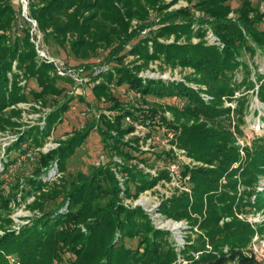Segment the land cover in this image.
Instances as JSON below:
<instances>
[{
    "label": "trees",
    "instance_id": "trees-1",
    "mask_svg": "<svg viewBox=\"0 0 264 264\" xmlns=\"http://www.w3.org/2000/svg\"><path fill=\"white\" fill-rule=\"evenodd\" d=\"M180 1L29 0V17L44 33L45 43L65 49L81 61L69 66L101 80L92 93L98 103L110 104L112 115L97 107L100 112L83 129L38 153L31 176L16 175L9 192L0 190V230L5 232L0 236V264H264L250 255L254 239H264V223L241 218L247 207L264 212V188L251 190L264 180V146L242 147L240 127H231L247 110L246 92L258 88L264 102V76L256 70L253 81L254 69L244 60L246 54L264 55V11L254 0H183L187 7L172 9ZM22 15V5L16 9L11 0H0V132L18 135L5 149L3 185L12 182L10 176L3 178L11 166L30 150L44 147L75 99V82L57 76L52 64L40 60L31 24ZM209 32L213 44L207 40ZM103 52L100 64L89 62ZM128 57L134 60L127 62ZM156 62L193 73L185 82L141 76ZM240 72L244 77L239 82ZM32 80L39 88L30 92L33 102L40 109L54 103L35 126L22 122L26 111L19 107L29 103L26 89ZM123 86L139 96L135 103L116 98L113 87ZM58 98L65 101L55 102ZM148 98L180 104L156 106ZM234 102L235 108L228 106ZM138 122L166 129L177 150L202 164H179L190 192L164 197L157 210L167 220L187 222L182 247L172 231L156 226L144 207L125 202L138 200L163 181L172 182L168 166L178 162L172 149L158 155L154 164L143 158L144 168L132 164L150 153L141 146L150 136L127 139ZM95 130L107 161L90 174L66 176L69 160ZM14 152L20 158L12 160ZM159 159L165 168L156 175L146 173ZM54 170L63 176L51 179ZM238 178L246 187L240 196L231 192L238 191ZM28 196L34 199L29 209L38 215L14 231L13 203L20 206ZM134 240L138 246L128 247L126 242Z\"/></svg>",
    "mask_w": 264,
    "mask_h": 264
},
{
    "label": "rangeland",
    "instance_id": "rangeland-1",
    "mask_svg": "<svg viewBox=\"0 0 264 264\" xmlns=\"http://www.w3.org/2000/svg\"><path fill=\"white\" fill-rule=\"evenodd\" d=\"M13 5H15L16 9H19V7L22 5L23 7V14L26 10L28 12V18L24 17L22 15L21 19L27 20L31 24V34L33 36V40L36 44H38V47L41 51H45V53L54 59L60 61L64 64H81V61L75 60L73 55L66 51L65 49H62L60 47H50L48 46L44 41V33L42 30H40L39 26L37 25V22L30 18V4L29 0L27 1V4L25 5L23 3V0H11ZM173 0H166V2L171 3ZM255 7L259 6L262 11H264V2L261 0H254ZM188 4L185 1H180L177 5H175L172 9H179L182 7H187ZM232 6L234 8H238V3L233 2ZM264 28V26H262ZM22 30V29H20ZM207 40L209 43L213 44L215 43L214 36L211 32H209V35L207 36ZM195 42H198L197 39H194ZM134 42L133 44H135ZM106 53L103 52L100 57L94 58L89 62L94 63V65L100 64L102 62L103 58L105 57ZM134 60L133 57H128L126 60L127 62H131ZM244 60H246L254 69L252 74L253 81H256V70L257 72L264 76V55L261 53H258L254 58L251 57L250 54H246L244 57ZM83 69V68H82ZM86 72V70H84ZM193 73V70L191 69H181L177 68L175 70H171L170 68H166L162 66L159 62L151 64L150 68L146 71H144L141 76L145 78H155V79H163L165 81H178V82H185L186 78H188ZM244 77L243 72L238 73L237 80L240 82ZM101 80L98 81H91L87 84L85 87H81L77 92H75L74 95L75 99L70 103V109L68 112L63 116V119L60 123H58L55 126V129L52 133V135L48 138L46 144L41 149H34L30 150V153L26 156H22L20 158V155L18 152H14L11 155V159L18 157L21 159L20 162L17 164L11 166L7 172V174H4L3 178L7 179V176H10L9 179L12 180L11 183H5V185L0 183V190L4 189L5 193L9 192L12 188V184L14 185L15 182V176H21V177H29L33 174V171L36 168L37 163V156L38 153L41 152H48L51 149H54L57 147V144L60 140H66L68 137H70L75 131L83 129L88 123H90L100 111L105 112L107 115H112V111H109L108 107H110V104L101 102L98 103V101L94 98V95L92 93V90L95 88L96 85ZM190 87L194 86L197 89H199L198 86L187 83ZM193 88V87H192ZM257 90L255 93L254 91L246 92L247 94V110L243 116V118H234V121L232 123V129L234 130V126L240 127V130L242 131V135L239 139V144L244 146H249L253 150L259 149L264 146V102L260 101L257 96ZM31 91H39V88L37 87V84L34 80L30 81L28 84V87L26 89V92L29 97V103L21 104L19 107L25 110L26 112L23 114V123L25 125L35 126L41 123V118H45L48 113L51 112L52 109H54V103L53 101L51 104L53 106L40 109V107L33 102L32 97L30 96ZM113 92L121 102L124 103H135L137 98L139 96L135 95L133 91L129 90L126 86L123 87H113ZM77 96V97H76ZM65 99L58 98L55 102L63 103ZM148 101L152 105H172V104H180L178 100H159L155 98H148ZM228 106H232L235 108L237 106V103H231ZM98 107V111L97 110ZM33 108H37L40 110V112H35ZM167 116L169 118H172L170 113H167ZM128 123H134L132 120H128ZM44 124V122H43ZM137 130L133 135H130L127 137L133 138L135 136L141 137L145 139L147 136H150V138L147 139V141H141L142 150L144 152H150L147 155H144L142 157H137L133 159L132 164H138L140 163V168H144L145 164L141 162L143 158H146L149 160L148 162L150 164H154L156 161L155 158L160 154H166L170 150L174 149L176 150V147L172 145L171 139L172 135L167 134L166 129H154L152 127H147L143 123H135ZM229 126L231 124V121L228 122ZM25 128V126L23 127ZM18 135L12 133V132H6L1 133L0 132V172L4 169L3 162L5 161V149L6 147H9L12 142L17 140ZM178 154H181V157H178L177 164H185L188 162H191V159L187 157V155L184 153V150H181V152H177ZM244 154V153H243ZM5 156V157H4ZM138 156V153L135 155V157ZM35 157V158H34ZM4 158V159H3ZM34 158V159H32ZM36 159V160H35ZM118 161L120 159L117 158ZM33 161V162H32ZM107 161V154L104 149V144L102 142L101 136L98 133V131H94L90 137L86 140L84 145L77 150L76 154L69 160L68 167H67V175L77 174L79 172H83L86 174H90L94 168L98 167L100 164ZM197 165V164H195ZM155 167H147L146 173H152L154 175L157 174L159 170H163L165 167L164 162L161 161V159L157 160V162L154 165ZM199 166H202V164L199 163ZM63 176V174H59L57 170H54L51 172L50 177L53 180L60 179V177ZM188 178L186 180H181V177L177 179V181L172 182H165L163 181L160 183L155 189L147 191L146 193L142 194L138 200H126L127 205H139L144 207V209L150 213L152 219L154 220V223L157 227L165 230H170L173 232L174 237L177 241V244L179 247H182L185 244V229L188 228L187 222H175L172 220H167L165 217L158 214L157 210L161 203V200L164 197H170L173 193L179 191H187L190 192V186L188 183ZM239 184H238V191L235 192L234 190H231L232 193H237L238 196H240L245 191V185L241 182V179L238 178ZM28 188V187H27ZM264 188V180H262L260 183L255 182L252 186L251 190H262ZM254 197H252L253 199ZM33 197L28 196L25 202H22L20 206H15L13 203L14 211L12 214L13 219L15 220V226L13 227L14 231H19L20 228H22L25 225L31 224L32 218L37 214L38 212H32L29 209V204L33 202ZM241 218H247L252 224H262L264 223V212L263 211H257L255 209H252L251 207H247L245 209L244 215H241ZM178 224L179 227L176 229H173L172 225ZM5 234L4 231L0 230V236H3ZM257 239V240H256ZM254 240H256L255 245L259 250H261V254H264V239H259L257 236ZM128 247L136 248L138 246V241H127L126 242ZM262 260V259H261ZM188 264V263H184Z\"/></svg>",
    "mask_w": 264,
    "mask_h": 264
},
{
    "label": "built area",
    "instance_id": "built-area-1",
    "mask_svg": "<svg viewBox=\"0 0 264 264\" xmlns=\"http://www.w3.org/2000/svg\"><path fill=\"white\" fill-rule=\"evenodd\" d=\"M23 3L26 5L27 1L23 0ZM24 17L28 18V12L25 10L24 11ZM36 48L40 57V60L43 62H46L48 64H52L54 66L55 69V74L61 78H72L73 81L75 82V86H74V91L77 92L81 87H85L87 86L88 83H90L91 81H93V79L91 77H89L88 73L84 71V69L82 68H73L72 66H69L67 64H63L60 61L54 59L53 57L47 55L45 53V51H41L38 47V44H36ZM100 83V82H99ZM98 83V84H99ZM194 89H197L196 87L192 86ZM203 98L205 100H210V97L206 94H203ZM229 105V104H228ZM128 120H130V118H128ZM59 144H57L58 147ZM176 152H181V150H175ZM185 153V151H184ZM186 154V153H185ZM178 157H181V154H178ZM33 159V158H32ZM185 164H189L192 166H195V164L199 165V163L194 162L191 159V162H188ZM169 171H170V175L173 178V181H177V179H179L181 177V167L179 164L177 163H171L169 166ZM257 240V239H256ZM256 240H254V243L251 247V252L253 255L259 262H264V254H261V250H259V248H257V246L255 245ZM262 259V260H261Z\"/></svg>",
    "mask_w": 264,
    "mask_h": 264
},
{
    "label": "bare ground",
    "instance_id": "bare-ground-1",
    "mask_svg": "<svg viewBox=\"0 0 264 264\" xmlns=\"http://www.w3.org/2000/svg\"><path fill=\"white\" fill-rule=\"evenodd\" d=\"M173 223H174V222H173ZM172 227H173V229H176V228L179 227V226H178V224H175V223H174V224L172 225Z\"/></svg>",
    "mask_w": 264,
    "mask_h": 264
}]
</instances>
